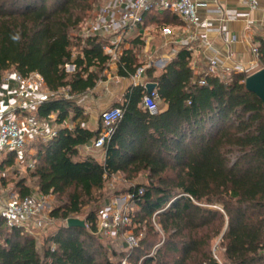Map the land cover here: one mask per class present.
I'll return each mask as SVG.
<instances>
[{
    "label": "trees",
    "instance_id": "trees-1",
    "mask_svg": "<svg viewBox=\"0 0 264 264\" xmlns=\"http://www.w3.org/2000/svg\"><path fill=\"white\" fill-rule=\"evenodd\" d=\"M101 1L0 0V86L9 71L23 78L39 75L51 95L37 106L35 119L53 117L60 126L50 140L32 139L29 158L37 194L66 198L49 216L79 215L114 175L128 181L144 176L143 184L126 191L137 209L128 216L144 234L121 259L129 264H264V109L246 90L243 73H229L227 80L206 77L200 86L190 52L182 47L160 74L145 70L146 83L156 85L157 113L142 105L146 83L130 85L112 105L123 115L104 143L103 160L79 154L78 147L102 131L100 118L96 129L84 125L79 104L105 81L101 74L111 60L100 38L79 35ZM148 23L183 25L170 12L153 8L140 27ZM128 43L116 60V76L122 79L141 68L133 48L143 42L135 37ZM256 43L257 66L264 69V39ZM16 158V152L3 153L0 174ZM17 188L19 199L31 194L22 180ZM95 215H86V228L57 229L41 251L34 236L8 227L0 216V264H113L96 235ZM215 240L221 263L212 251Z\"/></svg>",
    "mask_w": 264,
    "mask_h": 264
},
{
    "label": "built area",
    "instance_id": "built-area-1",
    "mask_svg": "<svg viewBox=\"0 0 264 264\" xmlns=\"http://www.w3.org/2000/svg\"><path fill=\"white\" fill-rule=\"evenodd\" d=\"M247 6L249 9H256L260 1L264 0H237ZM161 10L168 11L175 15L183 24L186 32L191 34L186 38L177 37L170 29L162 30V37L166 43L175 46H189L197 40L205 42L206 36L203 32L208 28L209 22L201 21L198 16L199 4L192 0H158ZM153 8L150 0H113V4L104 5L79 31L82 39L88 37H98L105 44L102 51L108 55L112 61L120 50L122 41L142 25L143 17ZM251 23H249L250 25ZM113 37L111 42H105L108 37ZM235 37L224 33L223 42L226 46L234 43ZM110 43V44H108ZM206 46L209 44L206 42ZM249 52L254 58V62L247 66L234 64L231 67H223L216 58H209L205 65V70L196 79L200 86L205 85L206 77H219L223 79L227 74L236 72L250 75L257 66V48L249 45ZM69 67V66H68ZM67 67V68H68ZM191 70L198 75L197 68L194 63L190 62ZM72 69V67H70ZM141 69L135 75H140ZM252 74V73H251ZM247 75V76H248ZM6 85H10L13 89L14 105L9 109L0 107V158L3 153L16 152L19 161L25 159L26 145L28 140L41 137L50 140L55 137L58 129L53 123L52 127H47L46 123H40L35 118L28 121L27 132L22 130L20 123L15 117V113H30L35 111L40 104L38 101L39 90L43 88V81L37 74H31L28 77H21L13 74L5 80ZM50 96V95H49ZM143 107L150 113L156 114L158 111L157 96L155 91L146 94L142 99ZM123 111L120 108L112 107L100 113L102 123V131L98 138L90 141L85 145L86 154L101 152L103 153L104 143L109 139L113 132L114 125L122 118ZM53 121V117H50ZM34 165L33 160L27 161L28 168ZM129 200L130 197L128 196ZM44 198L35 192L23 199L15 198L1 202L0 200V216L5 220L8 227H18L24 229L25 232L31 233L41 229L42 210L44 208ZM131 225V219L123 212V208L116 207L115 203L106 204L100 208L95 215L96 234L101 233L106 236L115 234L122 228ZM125 244L130 249L136 248L138 241L132 237H125ZM114 264H129L127 258L121 259Z\"/></svg>",
    "mask_w": 264,
    "mask_h": 264
},
{
    "label": "rangeland",
    "instance_id": "rangeland-1",
    "mask_svg": "<svg viewBox=\"0 0 264 264\" xmlns=\"http://www.w3.org/2000/svg\"><path fill=\"white\" fill-rule=\"evenodd\" d=\"M154 6V5H153ZM95 16V13H93L89 19H87L82 25L81 28L85 27L87 23H89L90 20L93 19ZM80 28V29H81ZM147 34L144 37L142 46H136L133 48V52L136 58L137 63L141 65V71L140 75H135L132 78L128 79L127 81H122L118 78H116L115 73V63L117 58L122 52V47H120L119 52L116 54V57L112 59L108 63V68L106 71H104L101 75H105V80H107V86L106 88L109 89V92L106 91V88H102V93H100V96H102L101 99H95L92 100L90 96L94 95L91 93H88L89 99L79 100V103H83V107L86 108L85 112L88 111L90 114L87 116V122L84 124L86 127L90 129H96L99 123V116L100 113L104 110L111 109L112 103L107 100L104 96L106 93H112L114 97H119L121 90L126 87L127 85H132L134 83H144L146 82L145 78V70L148 68H153L155 71V75H158L163 70L162 67H159L158 64H165L170 61L169 60V47L171 44L166 43L163 39H160V34L158 33V30L160 27V24L155 23H148L147 24ZM163 29H161L160 32H162ZM162 34V33H161ZM134 35H128L126 41H131L134 39ZM130 48V45H128L127 49ZM167 54V55H166ZM166 61L163 62L165 58ZM164 65V66H165ZM259 65L256 66L251 72L254 73L259 69ZM68 71H71L72 69L70 67L67 68ZM13 72L9 71L5 73L3 77V83H5V80L9 77H11ZM202 72H198V75H201ZM248 75V74H244ZM228 77L225 76L222 80H227ZM104 82V81H102ZM104 87V86H102ZM45 90L41 88L39 90V94L41 95ZM13 92V90H11ZM99 93H97L99 96ZM157 106L159 107L160 104L157 102ZM15 117L17 121L20 123L22 130L24 132H27L28 128V121L31 118H35L34 111H31L30 113H20V111H17L15 113ZM33 140L30 139L27 142L26 145V152L24 154L25 159L19 161L17 158L14 160V164L10 168H5L3 172L0 174V200L1 202L8 201L10 199L18 198V188L17 183L22 180L24 181V185L28 186L31 189V192L37 191L36 189V182L30 177V173L28 171L27 161L30 158V155L32 154L31 151V144ZM93 157L99 160L100 153L94 152ZM82 157V156H81ZM31 160V159H30ZM145 182L144 176H139L137 179L133 181H128L124 178V176L117 174L105 181L104 187L100 192L94 193V197L98 199L97 201H88V203L81 209V212L77 216H71L70 218H77L79 220L85 221L86 215L90 212H93L95 215L96 212L104 207L106 204H113L115 203L116 207L123 208V212L126 215L133 214L137 209L135 205L129 200L128 195L126 194L127 189H129L132 186L143 184ZM37 193V192H36ZM44 198V208L42 210V220H41V229L39 231H33L30 233V235L34 236L37 242V247L41 251V247L43 245L44 240L52 233H54L57 229L60 227L66 225V220H55L52 219L49 215L50 212L57 207H60L63 205L66 201L65 197H57L54 195H49ZM138 226L131 222V225L127 228H122L119 231H117L115 234L106 236L104 234L98 233L96 234L99 237L100 242L104 247L108 249L109 257L112 261V263H116L119 261V259L130 255L131 249L126 246L125 244V237L132 236L137 241H139L144 234V229H141L139 231ZM218 240L213 241L212 243V251L215 255V258L219 261V263L222 262V251L218 247ZM139 264V261L137 262Z\"/></svg>",
    "mask_w": 264,
    "mask_h": 264
},
{
    "label": "crops",
    "instance_id": "crops-1",
    "mask_svg": "<svg viewBox=\"0 0 264 264\" xmlns=\"http://www.w3.org/2000/svg\"><path fill=\"white\" fill-rule=\"evenodd\" d=\"M153 3V9L161 10L158 5V0H150ZM196 4H199L198 7V16L201 21L206 20L209 22V26L203 32L205 33L206 40H197L196 42L190 44L189 46H183L190 52V62L194 63L197 72H203L205 70L206 62L209 58H216L220 65L223 67H231L234 64H240L243 66H247L249 63L254 62V58L251 56L249 52V45L256 46V39L261 38L264 39V2L260 1L258 7L256 9H249L244 4L240 3L237 0H192ZM113 4V0H102L98 7L96 8V13L102 6ZM172 14V13H171ZM160 16V15H158ZM249 23H251L249 25ZM147 27V26H146ZM139 27L135 31V37H139L140 40H143L147 34V28ZM170 29L174 35H178L177 37L186 38L191 32H186L184 26H174V25H164L162 24V28H159L158 33L160 34V39L164 40L161 34V29ZM227 32L230 36L235 37V42L226 46L223 42L224 33ZM134 37V38H135ZM105 42H111L113 37L109 36ZM127 37L122 41L121 46L122 50L127 49L129 43L126 41ZM208 43L209 46H206L205 43ZM110 44V43H108ZM170 44V43H169ZM182 47L175 46L173 44L170 45L169 51L172 53L169 55V60L173 59L177 52ZM167 55V54H166ZM168 60L166 57L164 61ZM165 65V64H164ZM163 64L158 65L162 67V69L166 66ZM115 70L117 69L115 63ZM116 76V73H115ZM116 78L127 81L128 79H122L116 76ZM107 80L104 82H100L95 89L88 92L94 94L90 96L92 100L101 99L100 93H102V88H106ZM144 83H134L132 85H144ZM104 86V87H102ZM130 85L124 87L119 97H114L112 93H105L104 97L109 100L112 105L121 100L122 95L126 91V89ZM45 90L41 95H38V101L42 102L51 95L44 87ZM12 87L10 85L3 84L0 86V107L2 109H9V107L13 106L14 96L13 92H11ZM106 91L109 92V89L106 88ZM88 93L83 96L81 102L83 100L89 99ZM99 93V96H97ZM83 107V103H79ZM84 108V107H83ZM86 108H84L85 110ZM89 112L86 111V122L87 116H89ZM40 123H46L47 127H52L53 121H38ZM55 124V123H54ZM56 125V124H55ZM58 128L60 126L57 125ZM61 127H69L67 125ZM79 154L82 157L92 156L93 153L86 154L85 145L78 147ZM99 161L103 160V153L99 152Z\"/></svg>",
    "mask_w": 264,
    "mask_h": 264
},
{
    "label": "water",
    "instance_id": "water-1",
    "mask_svg": "<svg viewBox=\"0 0 264 264\" xmlns=\"http://www.w3.org/2000/svg\"><path fill=\"white\" fill-rule=\"evenodd\" d=\"M161 65V64H158ZM244 85L247 91L254 94L262 103L264 109V69H260L244 79ZM154 83H146L144 88L147 94H151L155 90ZM67 227L86 228L85 221L77 218H69L66 220Z\"/></svg>",
    "mask_w": 264,
    "mask_h": 264
}]
</instances>
